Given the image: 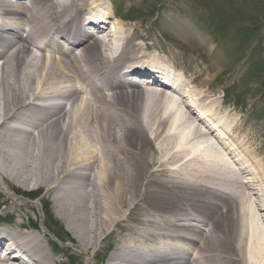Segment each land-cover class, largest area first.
I'll return each mask as SVG.
<instances>
[{
	"label": "bare ground",
	"instance_id": "bare-ground-1",
	"mask_svg": "<svg viewBox=\"0 0 264 264\" xmlns=\"http://www.w3.org/2000/svg\"><path fill=\"white\" fill-rule=\"evenodd\" d=\"M102 4L104 0L0 1L6 12L0 14L1 28L20 31L16 40L0 35V184L7 177L19 186L28 187L31 181L45 186L54 193V198L48 194L69 232L58 240H70L87 251L109 239L108 246L116 245L108 264H264V163L237 135L240 118L224 113L216 99L207 97V79L196 81L198 86L195 80L180 85L185 99L200 92L201 101L207 99L202 105L209 104L214 117L235 125V151L216 149L214 139L213 144L201 143L203 125L182 104L180 94H169L147 72L137 73L138 64L156 62L143 56L150 46L138 44L147 37L132 35L136 29L127 32L121 15L113 19L114 30L109 32L95 24L100 37L86 31L82 17L100 19ZM54 34L70 35L77 42L71 61L76 66L32 52L39 50L38 39L49 42ZM113 42L121 43L115 55ZM163 58L159 63L168 64ZM132 68L135 75L127 73ZM78 76L81 90L74 81ZM185 164L203 167L191 177L176 170ZM217 168L219 175L210 171ZM100 170L105 171L102 176ZM128 179L139 185L129 184V189ZM138 211L143 216L136 218ZM9 224L14 231L0 230V247L14 236L12 247L35 264H71L69 259L79 264L70 247L57 245L46 231H30L35 226L13 218ZM117 230L121 232L110 238ZM229 245L232 248H223ZM61 249L67 253L57 254ZM106 254L108 250L97 254L96 264H103ZM1 264L26 263L19 258Z\"/></svg>",
	"mask_w": 264,
	"mask_h": 264
},
{
	"label": "rangeland",
	"instance_id": "rangeland-1",
	"mask_svg": "<svg viewBox=\"0 0 264 264\" xmlns=\"http://www.w3.org/2000/svg\"><path fill=\"white\" fill-rule=\"evenodd\" d=\"M114 5L118 11L129 9L127 13L128 15L130 14L129 16L139 17L144 23L139 22L137 23L138 25L130 24L125 21L124 12H121L119 15H121L126 27L129 29L127 32H132L131 30L136 29L132 35L147 37L148 41L152 42L156 47L176 46L174 52L179 58H182L181 65H184L185 69L192 72V78L197 76L195 79L198 82L207 79V84L203 85V89L208 90V86L211 85L210 90L207 91L210 99L220 96L217 98L218 102H220L223 90H227V107L234 108L236 106L234 111L237 112V115L246 119V121L242 118L239 119L240 128L237 135L244 139V148L248 152H252V156L258 157L257 159L260 158L264 163V0H113ZM129 5L133 6L128 7ZM119 15H116L117 18ZM139 46L141 45L139 44ZM32 52L36 53L37 51L33 48ZM139 55L141 56L142 53L137 54L136 57H139ZM1 63L2 60H0V65ZM10 71L13 70L10 69ZM196 81L194 85L198 86ZM214 93L216 94L214 95ZM212 95L213 98H211ZM139 102H137L140 105L138 110H135V107H129L131 110L137 111L134 116L136 119L140 117L143 109L141 106L144 105L143 100L140 102L141 104ZM227 107L224 109L225 111L222 108L223 112L228 115L229 113L230 115H235ZM9 122L19 124L13 120ZM146 141H148V138ZM152 144L148 142L147 147L154 152L152 149L154 144ZM199 161L195 162L198 163ZM185 165L176 168V170L182 171L184 174L189 173L188 175L191 174V177L203 167H197V164ZM147 167L144 165L142 170L146 171ZM210 171H215L219 175L220 170L217 168ZM104 172L100 170V176ZM143 176L144 174L140 178L142 179ZM246 178L249 179L250 177L247 176ZM3 180L7 182L0 184V200L2 201L0 213L7 219L3 223L7 225H2L3 227H0V230L12 228L9 224L11 218L15 221L22 220L26 224H30V226H32L31 222H34L37 224L38 229L46 231V234L57 245L70 247L71 253L74 254L75 258H78L79 264H96L98 262L96 255L106 250H108L109 254L104 255L102 263H109V256L114 250V245H116L111 244L112 246H108L109 239L95 248L88 249V252L84 251L79 244L77 246L70 240H65L64 242L58 240V237L64 236L68 231L55 212L52 202V197L54 198L53 192L49 191L45 186L35 184V181L29 182L26 185L28 187H24L8 182L10 179L7 177ZM128 182L129 179L127 182L125 181V185L127 184L129 189V184L131 187L139 185L135 184L134 181ZM32 185L37 187L32 188ZM35 192L38 196L37 199L30 200L25 197ZM48 193L52 194V197ZM219 193L221 194L220 191ZM226 195H230V192H227ZM227 197L228 199L230 198V196ZM41 198L42 201H40ZM16 204H26L29 207L22 209L19 206H15ZM49 204L51 205L50 210L48 209ZM240 205L238 201L237 208ZM176 207L178 208V206ZM127 209L123 208V210ZM136 213V218L143 216L141 211ZM7 215L8 217H6ZM219 215L218 213L215 215L216 219ZM125 218H128L127 214ZM226 220V218L220 219L217 230L224 225ZM131 225L134 224L131 223ZM208 227L205 226L206 230H208ZM119 232L121 231L117 230L109 237L113 238ZM101 244L102 247L99 249ZM223 248L228 250L232 246L229 245ZM94 249L96 250L94 251ZM62 251L64 253L60 252L57 254L65 255L67 253L66 249ZM64 259L66 260L67 258L65 257ZM69 261L71 264L74 263V259H69ZM240 262L241 264H246V261L242 262L240 260ZM237 264L239 263L237 262Z\"/></svg>",
	"mask_w": 264,
	"mask_h": 264
}]
</instances>
